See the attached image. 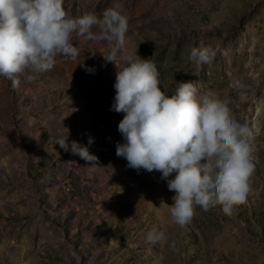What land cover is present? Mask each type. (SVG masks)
Listing matches in <instances>:
<instances>
[{
  "label": "rangeland",
  "instance_id": "rangeland-1",
  "mask_svg": "<svg viewBox=\"0 0 264 264\" xmlns=\"http://www.w3.org/2000/svg\"><path fill=\"white\" fill-rule=\"evenodd\" d=\"M116 3L129 20L126 47L155 63L162 90L193 82L198 94L227 100L233 120L253 130L246 202L231 216L196 207L191 223L176 225L168 208L175 192L161 174L137 172L116 155L124 114L110 110L109 45L79 43L77 61L57 57L33 82L21 77L17 90L0 77V264H264V0H65L64 7L75 18ZM193 46L211 48L212 63H190ZM66 136L97 166L61 149L57 140ZM153 227L168 243L146 242Z\"/></svg>",
  "mask_w": 264,
  "mask_h": 264
},
{
  "label": "clouds",
  "instance_id": "clouds-1",
  "mask_svg": "<svg viewBox=\"0 0 264 264\" xmlns=\"http://www.w3.org/2000/svg\"><path fill=\"white\" fill-rule=\"evenodd\" d=\"M64 4L65 0H0V77L17 90L21 77L33 82L54 68L57 57L77 61L79 43L106 42L109 54L103 57L116 67L110 110L124 114L118 124L124 142L116 144L117 157L137 172L161 174L168 190L175 192L167 206L181 228L191 223L196 207L205 212L219 207L224 215H233L235 207L246 202L255 171L250 126L233 120L227 100L214 92L198 94L193 82H177L172 94L162 90L155 63L126 47L129 20L119 3L100 14L86 12L75 18ZM215 55L209 47L193 46L186 59L202 66L211 64ZM57 144L88 167L97 166L98 158L76 141L69 144L68 136ZM146 242L165 244L168 237L153 227ZM169 247L174 250L175 241Z\"/></svg>",
  "mask_w": 264,
  "mask_h": 264
},
{
  "label": "bare ground",
  "instance_id": "bare-ground-1",
  "mask_svg": "<svg viewBox=\"0 0 264 264\" xmlns=\"http://www.w3.org/2000/svg\"><path fill=\"white\" fill-rule=\"evenodd\" d=\"M258 108V107H257ZM257 124V123H256Z\"/></svg>",
  "mask_w": 264,
  "mask_h": 264
}]
</instances>
